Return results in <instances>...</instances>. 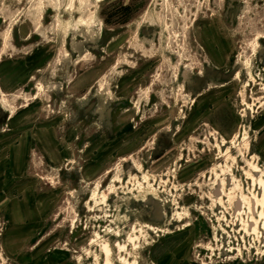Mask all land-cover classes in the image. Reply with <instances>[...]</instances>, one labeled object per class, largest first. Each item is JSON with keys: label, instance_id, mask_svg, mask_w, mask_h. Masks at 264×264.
<instances>
[{"label": "rangeland", "instance_id": "obj_1", "mask_svg": "<svg viewBox=\"0 0 264 264\" xmlns=\"http://www.w3.org/2000/svg\"><path fill=\"white\" fill-rule=\"evenodd\" d=\"M0 264H264V0H0Z\"/></svg>", "mask_w": 264, "mask_h": 264}, {"label": "bare ground", "instance_id": "obj_2", "mask_svg": "<svg viewBox=\"0 0 264 264\" xmlns=\"http://www.w3.org/2000/svg\"><path fill=\"white\" fill-rule=\"evenodd\" d=\"M105 250H106L108 256H110V254H111V250L109 249V246H108V247L106 246V247H105Z\"/></svg>", "mask_w": 264, "mask_h": 264}]
</instances>
